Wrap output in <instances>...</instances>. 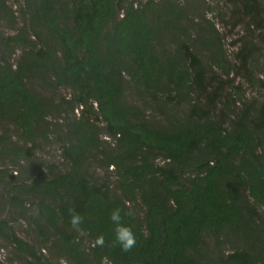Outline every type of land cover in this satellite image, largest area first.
<instances>
[{
	"label": "trees",
	"instance_id": "trees-1",
	"mask_svg": "<svg viewBox=\"0 0 264 264\" xmlns=\"http://www.w3.org/2000/svg\"><path fill=\"white\" fill-rule=\"evenodd\" d=\"M215 1L0 0V264H264V0Z\"/></svg>",
	"mask_w": 264,
	"mask_h": 264
},
{
	"label": "rangeland",
	"instance_id": "rangeland-1",
	"mask_svg": "<svg viewBox=\"0 0 264 264\" xmlns=\"http://www.w3.org/2000/svg\"><path fill=\"white\" fill-rule=\"evenodd\" d=\"M215 2H218L215 1ZM9 5L13 6V9H18V6L16 4L13 3V0H8ZM220 5H225L223 4V2L220 3ZM17 17L14 20V22H3L1 24V30L4 31L5 33H15L17 32V29L19 28V26L22 23V19L20 18V14L16 13L15 14ZM12 25V26H11ZM219 27L221 28V30L225 33L227 32V36H226V41H225V48L228 52V54L230 56H232V58H234V53L235 50L238 49L239 44L233 45L232 43L234 41H232L233 39H235L237 36L242 35L243 34V30H241V26H239L238 28L235 29V31L233 30V33L229 34V30L231 29V25H228L226 27H223L222 24H219ZM241 30V33L240 31ZM22 53L21 49H15V52L12 56L11 59H17L19 57V55ZM264 54V52H263ZM262 62L264 63V55H262ZM264 65V64H262ZM259 77L264 79V72H260L259 73ZM231 78L235 79V84H238L239 82H242L243 79L241 76H234V74L231 75ZM247 91V97L250 100H259L260 103L264 102V91L258 87H247L246 88ZM59 93H64V90H61ZM65 94V93H64ZM48 95V94H47ZM49 96V95H48ZM54 97L50 94V99H53ZM9 132H11L10 128H9ZM14 139L16 140V137H14ZM36 156L37 159H42L43 162H47V163H53L54 165L59 166L60 168H65V164L63 163L62 157H61V149L59 148V144H56L54 142L51 143H43L40 148L36 151ZM102 178L104 177L103 174ZM0 212H2L0 210ZM16 229L19 233L20 236L24 237V238H29L31 239L32 234L31 233V229L26 226L25 222L22 220H19L16 224ZM30 234V235H29ZM226 250H229V247H225ZM8 251H4V250H0V257L4 258L5 256H8L7 254ZM9 253V252H8ZM12 264H21L19 262H14ZM22 264H26V263H22Z\"/></svg>",
	"mask_w": 264,
	"mask_h": 264
},
{
	"label": "clouds",
	"instance_id": "clouds-1",
	"mask_svg": "<svg viewBox=\"0 0 264 264\" xmlns=\"http://www.w3.org/2000/svg\"><path fill=\"white\" fill-rule=\"evenodd\" d=\"M70 220L69 223L73 230L83 233V228L81 227L83 223V217L76 212L74 209H70ZM124 215L133 216L134 212L129 209ZM110 221L115 226L114 231V244L118 245L121 251L130 252L136 247L138 237L136 231L133 229L130 223L125 222L124 216L122 215V209H113L110 216ZM98 246H103L105 244V237L103 234L98 235L94 241Z\"/></svg>",
	"mask_w": 264,
	"mask_h": 264
}]
</instances>
